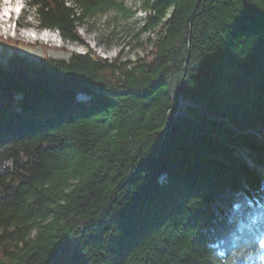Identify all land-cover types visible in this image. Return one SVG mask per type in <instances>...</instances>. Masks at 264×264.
<instances>
[{
  "label": "trees",
  "instance_id": "16d2710c",
  "mask_svg": "<svg viewBox=\"0 0 264 264\" xmlns=\"http://www.w3.org/2000/svg\"><path fill=\"white\" fill-rule=\"evenodd\" d=\"M24 1L70 41L136 14ZM136 1V60L0 38V264H264V0Z\"/></svg>",
  "mask_w": 264,
  "mask_h": 264
},
{
  "label": "rangeland",
  "instance_id": "374dc122",
  "mask_svg": "<svg viewBox=\"0 0 264 264\" xmlns=\"http://www.w3.org/2000/svg\"><path fill=\"white\" fill-rule=\"evenodd\" d=\"M10 1H0V38L19 40L17 51L35 60L44 57L67 60L73 53L89 51L108 59L120 57L123 60H136L150 50L149 37H155L150 32L138 37L146 13L140 7L141 2L136 0H124L128 8L136 11L135 16L124 19L111 12L93 17L80 27L79 41L65 40L58 33L43 30L36 20L33 7L24 0H14L9 4ZM45 34L54 39H45Z\"/></svg>",
  "mask_w": 264,
  "mask_h": 264
},
{
  "label": "bare ground",
  "instance_id": "6f19581e",
  "mask_svg": "<svg viewBox=\"0 0 264 264\" xmlns=\"http://www.w3.org/2000/svg\"><path fill=\"white\" fill-rule=\"evenodd\" d=\"M0 1H7V0H0ZM14 0H12V2H13ZM49 31V30H48ZM51 32H54V30H50ZM55 33V32H54ZM44 38L45 39H48V40H50L51 38H53L54 39V37L53 36H50L49 34H45L44 35Z\"/></svg>",
  "mask_w": 264,
  "mask_h": 264
},
{
  "label": "snow or ice",
  "instance_id": "6c2138e0",
  "mask_svg": "<svg viewBox=\"0 0 264 264\" xmlns=\"http://www.w3.org/2000/svg\"><path fill=\"white\" fill-rule=\"evenodd\" d=\"M17 11H19V8H17ZM5 12L7 13V9H5Z\"/></svg>",
  "mask_w": 264,
  "mask_h": 264
}]
</instances>
